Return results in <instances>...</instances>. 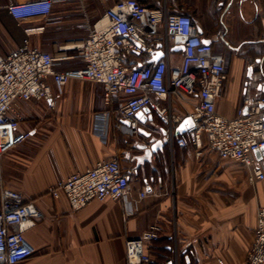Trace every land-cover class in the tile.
I'll return each mask as SVG.
<instances>
[{
	"label": "crops",
	"instance_id": "0c3cea01",
	"mask_svg": "<svg viewBox=\"0 0 264 264\" xmlns=\"http://www.w3.org/2000/svg\"><path fill=\"white\" fill-rule=\"evenodd\" d=\"M24 1L0 0L3 55L22 47L25 39L29 47L42 52L53 53L56 47L67 45V54L76 55L77 50L69 46L87 37L83 25L94 23L118 0H57L48 19L18 22L7 6ZM138 1L165 7L169 13L188 14L202 38L225 55L227 80L216 104L218 114L233 118L244 106L252 63V74L260 72L262 77L251 97L264 95V0ZM36 28L42 29L26 33ZM175 52L178 63L180 53ZM82 65L77 58H69L55 68L63 71ZM49 83L54 108L44 100L21 102L19 129L32 136L1 158L4 185L35 201L43 213V219L25 233L34 254L21 264H127L126 241L139 238L153 225L161 229L160 240L148 247L155 264H245L258 210L264 206V180L249 185L247 170L220 159L205 141L201 149L167 141L150 160L140 161L144 152L137 145L162 139V132H167L157 112L150 109L146 123L135 119L133 125L139 132L133 135L115 128L111 117L104 143L94 133L96 115L105 110L102 86L71 80L60 91L51 79ZM193 103L192 97L171 98L172 109L183 120ZM123 125L130 126L128 122ZM180 125L174 128L175 136L183 133ZM150 131L154 136L147 140L144 133ZM113 157L119 158L129 174L131 205L92 201L73 211L65 196L54 199L47 193L58 180ZM143 188L151 193L138 200ZM128 209L133 211L130 216Z\"/></svg>",
	"mask_w": 264,
	"mask_h": 264
},
{
	"label": "built area",
	"instance_id": "2783aa9c",
	"mask_svg": "<svg viewBox=\"0 0 264 264\" xmlns=\"http://www.w3.org/2000/svg\"><path fill=\"white\" fill-rule=\"evenodd\" d=\"M57 0H27L10 3L7 10L18 22L49 18ZM86 27L87 37L70 45L77 54L69 56L67 45L53 53L23 46L3 55L0 52V264H21L34 254L25 233L35 227L43 213L35 201L21 192L6 187L2 179L1 158L32 136L19 129L20 103L44 100L54 108L52 83L61 89L71 80H84L103 88L105 110L96 115L94 133L106 143L109 121L126 134L139 131L133 122L136 115L149 108L167 124L168 142L180 147H203L220 159L239 163L248 172L247 182L255 186L264 180V157L256 152L264 149V95L252 98L251 91L261 79L254 73L245 89L244 106L233 118L218 114L216 104L227 80L226 58L206 43L192 18L184 13H169L165 7H150L138 0H118L104 15ZM42 28L26 29L27 34ZM176 46L180 60L175 62ZM163 53L159 61L156 55ZM77 58L79 68L58 71L56 63ZM250 67H254L253 63ZM192 97L188 114L192 126L179 136L174 128L183 118L171 106V98ZM165 101V106L161 105ZM130 124L129 127L123 125ZM47 193L54 199L65 196L73 211L92 201H124L132 198L129 174L118 157L104 159L83 172H74L51 185ZM151 193L143 188L138 200ZM131 205V204H130ZM133 211L128 209L126 215ZM161 229L153 225L139 238L125 243L127 264H153L149 245L160 240ZM219 264H224L219 261ZM245 264H264V206L257 214L254 239Z\"/></svg>",
	"mask_w": 264,
	"mask_h": 264
},
{
	"label": "water",
	"instance_id": "95a60500",
	"mask_svg": "<svg viewBox=\"0 0 264 264\" xmlns=\"http://www.w3.org/2000/svg\"><path fill=\"white\" fill-rule=\"evenodd\" d=\"M205 42L210 43V41H208V40H205ZM182 49H183L182 46H176L174 48L175 51H180ZM162 56H163V53L159 52L156 55L154 61H159L162 58ZM252 71H253V69L251 67H249V73H248L249 78H251L253 75ZM259 88H261V87H259ZM149 114H150V109L146 108L142 112H140L136 115V119H138L142 123H146L147 118H148L147 115H149ZM150 120L152 121L153 119H150ZM191 126H192L191 119L187 117L181 123L180 128H181L182 132H185ZM144 134H145V137L147 140L152 139V137L154 136L152 131L144 133ZM162 135H163L162 139H158L156 141H147V142H143V143H140L137 145V148L144 152V155H143V157L140 158V161L150 160L153 154L157 153L158 151H160L162 149L163 145L168 141L167 132L163 131ZM261 154H264V149H261L260 151L256 152V156L258 158H260ZM167 264H172V263L170 262Z\"/></svg>",
	"mask_w": 264,
	"mask_h": 264
},
{
	"label": "trees",
	"instance_id": "16d2710c",
	"mask_svg": "<svg viewBox=\"0 0 264 264\" xmlns=\"http://www.w3.org/2000/svg\"><path fill=\"white\" fill-rule=\"evenodd\" d=\"M153 264H155V261H153Z\"/></svg>",
	"mask_w": 264,
	"mask_h": 264
}]
</instances>
